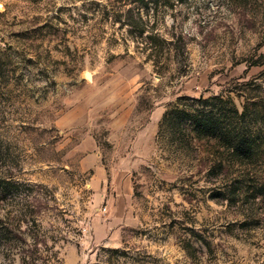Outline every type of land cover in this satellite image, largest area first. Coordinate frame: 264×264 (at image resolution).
Listing matches in <instances>:
<instances>
[{
	"label": "rangeland",
	"instance_id": "rangeland-1",
	"mask_svg": "<svg viewBox=\"0 0 264 264\" xmlns=\"http://www.w3.org/2000/svg\"><path fill=\"white\" fill-rule=\"evenodd\" d=\"M0 264H264V0H0Z\"/></svg>",
	"mask_w": 264,
	"mask_h": 264
},
{
	"label": "trees",
	"instance_id": "trees-1",
	"mask_svg": "<svg viewBox=\"0 0 264 264\" xmlns=\"http://www.w3.org/2000/svg\"><path fill=\"white\" fill-rule=\"evenodd\" d=\"M212 100L214 101L216 99L210 98L207 99L205 102H210ZM222 119L224 120L223 122H221L219 117L216 118V116L212 114H204L198 116L197 114L180 109H175L173 113L167 114L164 117V120H173L177 123H179L180 121H186L190 124L195 125L197 130H201L205 133L212 135H214L217 131L222 133V128H224L223 134L226 133L225 143L227 147H229V149H231L232 151H240L243 157H245L246 155L249 157L252 156L255 153V146L252 139H250L249 136L245 134L238 133L236 131H231L229 129L230 127L235 125L236 118L234 117L232 119L223 116ZM258 157L261 158V156Z\"/></svg>",
	"mask_w": 264,
	"mask_h": 264
},
{
	"label": "water",
	"instance_id": "water-1",
	"mask_svg": "<svg viewBox=\"0 0 264 264\" xmlns=\"http://www.w3.org/2000/svg\"><path fill=\"white\" fill-rule=\"evenodd\" d=\"M88 78H91V75L90 74H86Z\"/></svg>",
	"mask_w": 264,
	"mask_h": 264
}]
</instances>
